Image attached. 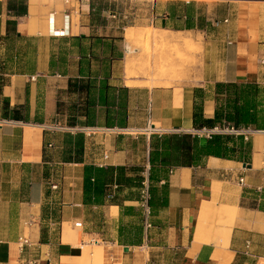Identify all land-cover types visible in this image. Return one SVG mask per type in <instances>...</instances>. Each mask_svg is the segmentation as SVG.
<instances>
[{
    "label": "crops",
    "instance_id": "0c3cea01",
    "mask_svg": "<svg viewBox=\"0 0 264 264\" xmlns=\"http://www.w3.org/2000/svg\"><path fill=\"white\" fill-rule=\"evenodd\" d=\"M117 1L0 0V264H259L264 129L239 133L243 161L209 155L185 165L177 154L150 165L149 152L152 135L197 134L205 146L228 133L193 125L195 106L207 119L217 106L230 110L233 96L217 94V82L259 84L264 117V0H126L123 12ZM124 20L198 32L200 67L168 85L128 78ZM76 132L82 159L64 161L65 134ZM147 161L148 237L134 183L83 188L85 169L99 185L107 167L142 176ZM219 215L228 222L217 225ZM20 237L29 240L23 250Z\"/></svg>",
    "mask_w": 264,
    "mask_h": 264
},
{
    "label": "trees",
    "instance_id": "16d2710c",
    "mask_svg": "<svg viewBox=\"0 0 264 264\" xmlns=\"http://www.w3.org/2000/svg\"><path fill=\"white\" fill-rule=\"evenodd\" d=\"M10 6V5H9ZM25 12V8L17 9V13ZM10 24V21L8 22ZM216 93H222L224 90L232 94L230 110L222 108L215 109L214 117L207 119L203 117L201 107L195 106L193 111V125L195 129H214L215 126L221 131L226 129L239 130L241 128L264 129V117L261 111L257 110L259 103L258 96L261 87L257 83H248L238 85L229 82H217L215 84ZM227 132V131H226ZM230 133V134H229ZM237 139L238 144L231 147L220 145L226 143L227 140ZM243 135L235 133H216L210 134L205 146L199 144V136L191 133L180 134H163L160 136L152 135L149 152V163L154 164L160 161L161 164L169 162L171 157L178 154L181 164L195 165L204 157L213 155L226 159H233L243 161L245 155L243 154ZM84 137L82 133H66L64 138V161L79 162L83 154ZM246 161V160H244ZM88 170V168H87ZM138 171L140 169H137ZM125 166H111L107 167L103 172V178L99 185H95L91 181L89 175H84L83 188L85 195L91 190V185H94L92 192L100 191V187L106 182L115 181L117 187L120 185L130 186L134 183L135 186L140 187L143 177L126 175ZM150 192V184H149ZM115 200V196H111V201ZM150 203V201H149Z\"/></svg>",
    "mask_w": 264,
    "mask_h": 264
},
{
    "label": "rangeland",
    "instance_id": "374dc122",
    "mask_svg": "<svg viewBox=\"0 0 264 264\" xmlns=\"http://www.w3.org/2000/svg\"><path fill=\"white\" fill-rule=\"evenodd\" d=\"M129 7L126 0L117 1L118 12H123L124 8ZM119 26L129 46L123 62L128 78L142 75L149 78L153 85H168L181 80L186 75V69H191L194 74L195 70L200 67L203 39L198 32L175 34L154 27H142L130 20L120 22ZM129 27L134 35L130 40H126L125 33ZM127 82L128 85L135 84L129 80ZM227 222L220 215L216 219L217 225H224ZM204 224H211L208 218ZM85 240L93 247L95 246L94 242H90L87 238Z\"/></svg>",
    "mask_w": 264,
    "mask_h": 264
},
{
    "label": "built area",
    "instance_id": "2783aa9c",
    "mask_svg": "<svg viewBox=\"0 0 264 264\" xmlns=\"http://www.w3.org/2000/svg\"><path fill=\"white\" fill-rule=\"evenodd\" d=\"M66 2H68V0H65ZM52 17H53V13L51 14V18H50V21H52ZM228 22V19L225 18L223 19L222 21H219V20H214L212 22V25L214 27H217L219 26L221 23H227ZM50 26L53 28V25H52V22L50 24ZM54 29V28H53ZM51 33L53 35H55L57 33V31H52L51 30ZM231 42L228 41V44H230ZM260 63L261 65L264 66V57L261 58L260 60ZM31 79H34V76L31 77ZM217 130V128H216ZM71 132H73L72 130H70ZM84 131V130H82ZM217 131H221V130H217ZM224 131H227V132H231V133H235V134H239L240 132L241 133H247L250 131L249 128L247 129H244V130H233V129H226ZM207 136H209V134H207ZM142 177H143V180L141 181V186L139 187V199H138V206L141 210V218H142V227H143V231H144V234L146 237H148V233L149 231L152 229L153 227V223H152V209H151V206H150V192H149V163L147 161L143 171H142ZM239 183L242 184V180L240 179L239 180ZM50 189L52 191L54 190H57L58 188V185L57 183L55 182H51L50 184ZM117 186L114 185V188H116ZM90 242H94V239H90ZM29 244V240L25 237H20L19 238V249L20 250H23V248L25 246H27ZM259 264H264V263H259Z\"/></svg>",
    "mask_w": 264,
    "mask_h": 264
},
{
    "label": "bare ground",
    "instance_id": "6f19581e",
    "mask_svg": "<svg viewBox=\"0 0 264 264\" xmlns=\"http://www.w3.org/2000/svg\"><path fill=\"white\" fill-rule=\"evenodd\" d=\"M133 35H134V33H132V32L130 31V28L127 29L126 34H125L126 40H130V39L133 37ZM178 40H179V39H178ZM125 64H126V63H125ZM127 83H128V82H127ZM132 85H134V83H130V84H129V86H132Z\"/></svg>",
    "mask_w": 264,
    "mask_h": 264
},
{
    "label": "water",
    "instance_id": "95a60500",
    "mask_svg": "<svg viewBox=\"0 0 264 264\" xmlns=\"http://www.w3.org/2000/svg\"><path fill=\"white\" fill-rule=\"evenodd\" d=\"M243 165H244V166H248V167H249V164H245V163H244Z\"/></svg>",
    "mask_w": 264,
    "mask_h": 264
}]
</instances>
